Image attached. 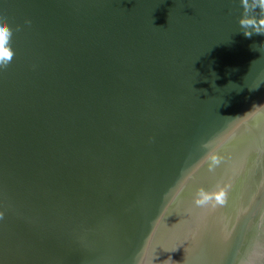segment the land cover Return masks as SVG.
I'll return each instance as SVG.
<instances>
[{
	"label": "water",
	"instance_id": "1",
	"mask_svg": "<svg viewBox=\"0 0 264 264\" xmlns=\"http://www.w3.org/2000/svg\"><path fill=\"white\" fill-rule=\"evenodd\" d=\"M242 13L0 0V264H264V34Z\"/></svg>",
	"mask_w": 264,
	"mask_h": 264
},
{
	"label": "clouds",
	"instance_id": "2",
	"mask_svg": "<svg viewBox=\"0 0 264 264\" xmlns=\"http://www.w3.org/2000/svg\"><path fill=\"white\" fill-rule=\"evenodd\" d=\"M243 13L238 20V24L242 27L244 35L251 37L253 32L257 34H264V19H256L250 13L257 8L260 13L264 15V0H240ZM29 23V21H26ZM251 28V31L249 30ZM12 37V29L7 22L0 20V69H4L11 62L14 52L10 46ZM255 47V45L253 46ZM217 161H214L216 163ZM226 201V190L220 188L217 191H206L201 188L197 191L193 203L196 207L205 208L208 206L216 207L223 205Z\"/></svg>",
	"mask_w": 264,
	"mask_h": 264
}]
</instances>
